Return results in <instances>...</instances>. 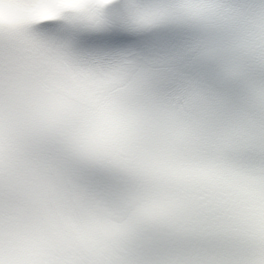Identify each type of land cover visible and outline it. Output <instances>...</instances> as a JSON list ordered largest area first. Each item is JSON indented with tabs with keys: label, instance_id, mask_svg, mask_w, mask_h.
<instances>
[{
	"label": "snow or ice",
	"instance_id": "1",
	"mask_svg": "<svg viewBox=\"0 0 264 264\" xmlns=\"http://www.w3.org/2000/svg\"><path fill=\"white\" fill-rule=\"evenodd\" d=\"M0 264H264V0H0Z\"/></svg>",
	"mask_w": 264,
	"mask_h": 264
}]
</instances>
